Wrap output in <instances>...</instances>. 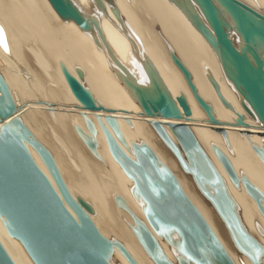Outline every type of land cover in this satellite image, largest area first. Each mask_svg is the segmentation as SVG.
I'll return each mask as SVG.
<instances>
[{"label": "bare ground", "instance_id": "obj_1", "mask_svg": "<svg viewBox=\"0 0 264 264\" xmlns=\"http://www.w3.org/2000/svg\"><path fill=\"white\" fill-rule=\"evenodd\" d=\"M208 3L216 23L204 0H0V28L7 44V49L0 44V74L16 107L13 115L50 151L71 195L92 206L90 217L101 234L121 242L138 264L155 263L132 230V216L115 198L121 197L151 227L142 200L133 194V181L109 151L96 114L131 157L132 142L147 143L235 264H251L150 122H162L175 141L166 123L188 124L224 179L244 227L264 247V217L242 182L233 184L213 151L217 146L237 175H245L264 194V163L253 150H264V120L244 82H256L264 95V0ZM72 80L105 110L88 109ZM83 115L95 126L98 157L76 130L90 134ZM105 115L116 119L126 146ZM10 118L0 119V126ZM27 147L58 190L37 152ZM157 240L178 264L174 246L160 236ZM0 242L16 264H34L1 218ZM109 261L129 264L117 248Z\"/></svg>", "mask_w": 264, "mask_h": 264}, {"label": "water", "instance_id": "obj_2", "mask_svg": "<svg viewBox=\"0 0 264 264\" xmlns=\"http://www.w3.org/2000/svg\"><path fill=\"white\" fill-rule=\"evenodd\" d=\"M204 1L216 23L208 0ZM215 30L221 40L216 25ZM244 82L264 120V95L260 87L248 78H244ZM71 85L88 109L105 110L95 106L77 82L72 80ZM15 109L9 88L0 74V119L11 117L0 126V218L8 235L22 244L34 264H111L109 260L114 248L129 264H138L121 242L101 234L90 217L92 206L82 198L71 195L52 154L22 120L13 115ZM95 117L112 157L133 181L134 196L143 202V214L151 229L129 210L121 197L115 198L116 204L132 216V230L153 262L173 264L157 240V236H160L174 246L178 264H235L201 212L187 197L174 173L159 160L151 147L145 142H132L131 157L105 127L101 116L96 114ZM83 118L90 134L80 128L76 130L87 148L98 157L95 126L86 115ZM104 118L126 146L116 119L111 115ZM150 123L182 170L191 175L198 190L211 203L236 250L246 256L251 264H262L263 245L244 227L224 179L189 125L183 122L166 123L175 141L162 122L152 120ZM218 130L223 136L226 135L223 128ZM260 135L264 136V133ZM27 144L37 152L58 190L38 167ZM253 150L264 163L263 148L253 146ZM213 151L233 184L242 182L264 217L263 192L245 175L239 177L217 146H213ZM173 233L176 238H173ZM0 264H16L1 242Z\"/></svg>", "mask_w": 264, "mask_h": 264}, {"label": "snow or ice", "instance_id": "obj_3", "mask_svg": "<svg viewBox=\"0 0 264 264\" xmlns=\"http://www.w3.org/2000/svg\"><path fill=\"white\" fill-rule=\"evenodd\" d=\"M0 44H3L5 49H7V44L6 41L4 39V31L3 28H0Z\"/></svg>", "mask_w": 264, "mask_h": 264}]
</instances>
